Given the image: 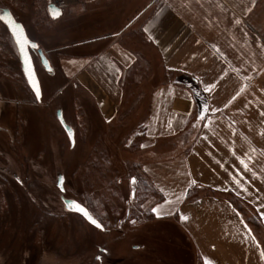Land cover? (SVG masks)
Instances as JSON below:
<instances>
[{
    "label": "crops",
    "instance_id": "0c3cea01",
    "mask_svg": "<svg viewBox=\"0 0 264 264\" xmlns=\"http://www.w3.org/2000/svg\"><path fill=\"white\" fill-rule=\"evenodd\" d=\"M67 1L64 74L108 129L140 120L128 144L163 196L132 228L144 264H264V0ZM49 4L11 8L33 28Z\"/></svg>",
    "mask_w": 264,
    "mask_h": 264
},
{
    "label": "rangeland",
    "instance_id": "374dc122",
    "mask_svg": "<svg viewBox=\"0 0 264 264\" xmlns=\"http://www.w3.org/2000/svg\"><path fill=\"white\" fill-rule=\"evenodd\" d=\"M13 2L0 0V13L8 8L16 19L19 14L11 8ZM31 13L37 14L34 10ZM36 17L37 27L31 25L35 30L26 18L19 22L50 65V69L45 68L33 54L42 91L37 104L21 77L10 34L0 24V66H6L2 67L6 73H2L7 78L0 79V96L8 100L2 122L6 132H0V264H144L143 234L129 229L126 205L120 201L123 195L132 202L130 192L135 182L130 178L135 172L121 176L123 194L117 192L121 194L117 198L106 189L108 183L95 164L102 158L101 150L110 157L114 170L122 171L126 162L133 163L135 151L122 148L121 143L140 120L129 119L130 126L108 131L101 123L95 99L84 93L77 81L68 79L61 65L70 44L81 42L78 33L67 37L79 24L75 20L70 23L66 15L52 19L41 13ZM98 34L106 33H89L91 37ZM60 117L73 130L74 144ZM58 177L62 178L63 191ZM108 177L113 178L110 173L104 175L107 182ZM102 191L108 201L94 204L102 199ZM86 193L95 195L91 205L102 217L104 229L66 209L62 202V198L87 202ZM153 201L148 200L141 210ZM152 252L160 257L158 248Z\"/></svg>",
    "mask_w": 264,
    "mask_h": 264
},
{
    "label": "trees",
    "instance_id": "16d2710c",
    "mask_svg": "<svg viewBox=\"0 0 264 264\" xmlns=\"http://www.w3.org/2000/svg\"><path fill=\"white\" fill-rule=\"evenodd\" d=\"M77 53L74 52L72 56H74L75 54L77 55ZM84 115L87 116L86 113ZM192 118H194V113L192 115ZM90 119H92V117H90ZM104 127L108 129V127L106 126ZM109 130L111 129L109 128L108 131ZM136 144L138 143L136 142V140H134L129 145L128 137H127L122 141L121 147L135 151L136 150L135 147H137ZM99 153H101L102 158L99 159V161L95 163L97 166L96 168L100 173H102L103 181L108 183L106 189L109 192H112L114 196L116 195L117 198L118 196L123 194L120 188V184L122 182L121 176L122 175L128 176L132 174V172H135V175L131 176L130 178V180L133 179L131 181L132 183L135 182L134 189L130 192V196L134 194L132 196V199H133L132 202L128 203V201L125 199L123 195H121L122 198H120V201L124 202V204L126 205V210L124 209V212L126 214V220L128 222L127 224L129 228L132 229V228L141 226L142 224L149 222L150 220H153L155 218V215L153 213V206L155 203L160 202L163 199V196H161V194H159V192L147 181V179L145 178V176L143 175L141 171V164L139 162H133V163L126 162L123 166L122 171L119 169L114 170L113 162L111 161L110 157H108V155L102 150L99 151ZM108 173H110V175L113 176L112 179L108 177L110 183L107 182L108 181L107 178L104 179V175L106 176ZM103 191L101 192L102 201L100 199H96L97 201H95L96 203L94 202V204L102 205L103 201L104 202L108 201L107 195ZM117 192H120L121 194L119 195ZM86 194L87 196H85V199L88 200L87 202H83L81 200H78L76 202H78L80 205L86 208L89 211V213L102 225V221H101L102 217L98 213H96V207H93V205H91L93 203V199L95 195L93 193H86ZM150 199H155V201H153V203L149 207L145 208L142 211L141 209L143 205ZM120 209H121V206L117 210L120 211ZM103 229H104V226H103Z\"/></svg>",
    "mask_w": 264,
    "mask_h": 264
},
{
    "label": "water",
    "instance_id": "95a60500",
    "mask_svg": "<svg viewBox=\"0 0 264 264\" xmlns=\"http://www.w3.org/2000/svg\"><path fill=\"white\" fill-rule=\"evenodd\" d=\"M47 11H48L50 18L52 19H59L63 15V11L58 9L53 4H49ZM0 20L6 26L7 30L12 35L17 45L25 78L30 88L36 95L37 99L40 101L42 98L41 86H40V82H39V79H38V76H37V73H36V70L33 64V60H32L29 48H32L33 50L37 51V54L41 60V63L47 69H50L49 62L47 58L45 57L43 51L38 48L37 43L29 40L24 26L21 23L16 21L15 17L13 16L12 12L9 9H4L2 11V13L0 14ZM60 120L72 144H74L73 130L64 123L61 117H60ZM61 182H62V178L59 177V187L61 191H63ZM62 201L66 209H69L72 212L78 213L79 215L83 216L92 225L100 229H103V226L89 213V211L86 208H84L78 202L74 200H68L65 198H62Z\"/></svg>",
    "mask_w": 264,
    "mask_h": 264
},
{
    "label": "flooded vegetation",
    "instance_id": "af4514ba",
    "mask_svg": "<svg viewBox=\"0 0 264 264\" xmlns=\"http://www.w3.org/2000/svg\"><path fill=\"white\" fill-rule=\"evenodd\" d=\"M4 9L1 10V13ZM0 13V14H1ZM0 24L5 28V30L7 29L6 26L2 23V21L0 20ZM8 33L9 31L6 30ZM10 34V33H9ZM29 38V37H28ZM10 39H11V42L13 44V50L15 52V56H16V62L18 63V66L20 68V71H21V77L23 78V81L28 89V91H30L31 93V96L32 98L34 99V104H37L39 103V100L37 99L36 95L34 94V92L32 91V89L30 88L26 78H25V75L23 73V69H22V63L20 61V55H19V52H18V48H17V45L12 37V35L10 34ZM30 41L32 42H35L33 39L29 38ZM5 49V48H4ZM30 50V53H31V57H32V60H33V64H34V67L35 66V62H34V59H33V54L36 53L37 54V51L36 50H33L32 48H29ZM38 55V54H37ZM4 64H1L0 66V79L3 80V81H6V77L3 73H6L5 70L2 69V67H6V66H3ZM3 72V73H2ZM17 76L19 75L18 72H16ZM15 103V102H13ZM12 104V103H11ZM16 104V103H15ZM17 105V104H16ZM33 105V104H32ZM8 106V100L6 98H1L0 96V132H6V128L5 126L3 125V121L5 120V114H6V107ZM13 106V105H12ZM21 107V106H20ZM19 106L17 105V110H18ZM3 118V119H2ZM36 166H38V163H35ZM18 181V180H17ZM58 181H59V177H58ZM63 202V201H62Z\"/></svg>",
    "mask_w": 264,
    "mask_h": 264
},
{
    "label": "built area",
    "instance_id": "2783aa9c",
    "mask_svg": "<svg viewBox=\"0 0 264 264\" xmlns=\"http://www.w3.org/2000/svg\"><path fill=\"white\" fill-rule=\"evenodd\" d=\"M50 4L55 5L58 9L64 10L68 6V1L67 0H49Z\"/></svg>",
    "mask_w": 264,
    "mask_h": 264
}]
</instances>
